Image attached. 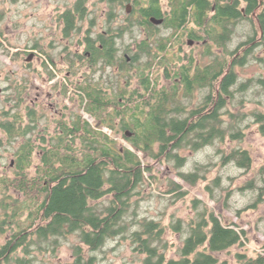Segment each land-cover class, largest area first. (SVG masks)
I'll return each instance as SVG.
<instances>
[{
    "label": "trees",
    "instance_id": "trees-1",
    "mask_svg": "<svg viewBox=\"0 0 264 264\" xmlns=\"http://www.w3.org/2000/svg\"><path fill=\"white\" fill-rule=\"evenodd\" d=\"M171 1L174 10L170 21L176 27L185 22L201 26V39L210 61L201 65L192 55L170 54L174 58L176 56L175 60L169 56V62L161 61L154 69L163 71L169 85H162L158 77L152 76L154 60L147 62L139 72L141 87L133 93L138 95L137 103L128 100L123 103L121 111L123 125L133 132L131 138H124L128 147L117 146L109 134L90 127L91 139L81 143V157L76 153V145L72 152L67 149L62 152L61 144L46 145V152L32 175L24 170L32 164L35 144L26 140L15 150L16 177H1L0 193L12 186L22 193L23 203L18 208L21 209V217H24L21 222L26 223L27 230L33 228L32 233L36 234L39 246L57 243L60 238L72 234L77 236L80 244L73 245L75 250L85 245L95 251L108 239L118 238L128 240L133 251L143 255L142 264H218L220 260L216 253L235 245L244 246L245 231L238 229L233 222H223L206 202L198 198L192 200L193 217L188 221L176 219L170 224L173 231L182 233L177 257H167L169 243L163 237L165 228L160 221L137 218L136 213H131V197L138 186L145 183L144 173L150 170L149 166L143 165L139 152L152 159L163 156L166 161L174 160L176 168H181L187 157L180 155V150L197 151L214 145L215 141L221 144L228 138L241 139L244 134L242 123L245 115L228 110L227 98L235 100L239 107L244 106L245 96L236 97V94L243 95L253 86V80L239 81L234 71L237 61L230 63L224 55L216 59L211 41L222 45L225 42L217 39L216 20L210 15L211 0ZM248 1L251 5L257 2ZM190 6L194 8L191 10ZM233 14L236 16L237 11ZM225 15L226 12L221 13L220 18ZM218 22L223 24L220 20ZM189 34L195 35L196 32L190 31ZM165 46L166 43H163L161 49ZM140 49L149 54L146 42H142ZM197 91L203 94L199 102L194 106L184 102ZM89 113L101 114L92 110ZM251 115L264 134V113L253 112ZM5 128L11 138L23 133L17 125H5ZM216 153L223 166L232 163L244 170L251 168L252 158L246 149L217 147ZM205 168V164L196 163L189 172L178 169L177 175L184 183L194 185L199 179L206 178L202 174ZM258 173V183L252 179L240 187L255 192L249 207L264 201V164ZM229 179L232 180V177ZM221 182L222 177L217 176L212 180V186L207 188L211 190L214 186L221 189ZM167 188L165 192L174 194L171 198L174 200L186 194L181 185L172 179ZM5 198L0 203L5 211V216L0 219V232L8 222L6 211L10 202ZM18 215L17 211L13 214ZM235 260L237 264H264V251L253 255L238 251ZM221 263L227 264L226 261Z\"/></svg>",
    "mask_w": 264,
    "mask_h": 264
},
{
    "label": "flooded vegetation",
    "instance_id": "flooded-vegetation-1",
    "mask_svg": "<svg viewBox=\"0 0 264 264\" xmlns=\"http://www.w3.org/2000/svg\"><path fill=\"white\" fill-rule=\"evenodd\" d=\"M173 10L171 0H74L66 7L52 9L49 14L40 12V30L50 31L51 39L44 44L45 37L41 35L33 43L24 42L22 47L14 48V61L22 60L20 65L25 72L18 77H7L0 87L8 102V109H4L0 119L3 136L0 142L24 138L23 142L28 140L37 145L35 154L40 160L46 145L61 144L62 152L65 149L72 152L74 145L90 142V127L105 132L109 125L112 128L108 129L109 136L116 143L117 137L112 133L131 138L133 132L123 125L121 111L128 100L137 103L138 95L133 93L141 87L139 72L151 60H154L153 71L172 54L185 56L183 38H189L185 42L189 47H195L202 40L201 26L185 22L176 27L170 21ZM233 11H237L236 16ZM225 12V17L220 18ZM210 15L216 20L217 39L228 44L235 41L238 29L245 32L251 28L249 36L245 34L235 45L231 43L234 48L230 47V63L244 64L251 48L264 49V0H257L253 5L248 0H211ZM190 31L196 34L190 35ZM125 32H141L144 37L140 40L133 37L123 48L117 47ZM79 33L81 37L74 42ZM219 35L224 36L218 38ZM142 42L149 45V54L141 51ZM163 43L166 48L162 50ZM211 43L212 47L224 51L225 44L215 40ZM213 53L218 59L219 54ZM152 76L155 77L154 71ZM164 78L169 85V79ZM91 110L101 114L91 115ZM5 125L20 126L23 135L11 138ZM22 203L10 202L11 212L7 208L8 222L0 232L3 238L0 264H34L31 246L37 244V236L32 233L33 228L27 230L21 226L22 217L13 216L16 211L21 213L18 208ZM41 245L38 247L41 253L57 251V243L47 248ZM84 247L87 252H94L85 245L77 250L73 248L68 264H91L93 258L86 254ZM41 261L40 264H49L44 258Z\"/></svg>",
    "mask_w": 264,
    "mask_h": 264
},
{
    "label": "rangeland",
    "instance_id": "rangeland-1",
    "mask_svg": "<svg viewBox=\"0 0 264 264\" xmlns=\"http://www.w3.org/2000/svg\"><path fill=\"white\" fill-rule=\"evenodd\" d=\"M71 1L74 0H0V87H3L7 77L13 75L18 77L22 75V72H25L23 67H21L22 60L20 61L21 65L19 62L14 61L13 53H15V47H22L21 44L24 42L33 43L34 39L41 35L45 37V40L42 39L44 44L51 39L50 31L40 30L41 23L38 20L40 12L44 11L49 14L52 9L66 7ZM103 6L100 5V7ZM250 33L251 28L245 32L238 29L235 41L230 42V44L225 43L223 52L214 47L212 49L220 56L224 55L225 59H228V62H230L232 55L228 52L231 51V48H234L237 41L244 38L245 34L249 36ZM81 35L82 33L76 35L74 42ZM133 37L140 40L144 37V34L141 32H125L117 42V47L123 48L131 42ZM8 39L12 44H9ZM188 39V37L183 38L184 46L182 51L195 57L196 61L201 65L210 61V55L206 54V47L203 46L204 42L201 40V42L194 44L195 47H189L185 45ZM231 43L235 44L232 45ZM10 57H12L11 61ZM171 58L175 60L173 56ZM146 60L147 58L144 59V61ZM165 62H169L168 59ZM153 71L154 76L159 78L162 85L167 84L161 69ZM234 71L239 81L253 80V86L245 91L243 95L236 94V97L245 96L244 106L239 107L236 105L235 100L227 98L226 108L228 110L245 115L242 123L244 134L241 139L231 140L228 138L221 144L215 141L214 145L203 147L197 151L190 149L180 150V155L187 157L181 168H176L174 160L166 161L163 156H160L158 159H152L140 152L138 153L143 165L145 167L149 166L150 170L144 173L145 183L138 186L137 192L131 197V213H136L137 218H153L163 224L165 228L163 237L169 243L167 257H177L176 250L181 245L182 239V233L173 231L170 224L172 221H176V219L188 221L194 216L195 211L193 210L192 202L194 198L206 202L208 207L223 222H233L238 229L245 231L246 240L244 241V246L235 245L226 251L216 253V256L220 260L218 264H222L221 261H226L227 264H237L235 253L238 251H246L249 255L264 251V201L254 207H249L253 202L255 192L251 189H240V187L252 179L256 180L257 183L259 182L258 170L264 164V134L261 133L259 124L254 122V117L251 115L253 112L264 113L263 47L251 48L247 53L245 63L234 66ZM26 72L32 73V70H27ZM202 95L201 91H197L193 97L186 98L184 102L189 103L190 106H194L195 103L199 102ZM7 103L4 93H0V119L3 117L4 109H8ZM226 119L229 121V117H226ZM105 132L109 134L110 130L106 129ZM111 135L117 137V146H129L120 135L113 133ZM0 137H3L2 134H0ZM23 140L24 138L19 137L15 141L10 140L8 143L0 142V178L4 176L9 178L16 177L14 152L23 143ZM36 147L37 145L35 144V150ZM217 147L220 149L236 147L246 149L252 158L251 168L244 170L232 163L224 166L221 165L220 156L216 153ZM75 148L77 155L81 157V144L76 145ZM35 150L32 164L28 169L24 170L29 175L34 174L36 166L39 164ZM196 163L206 165V168L202 171V174H205L206 178L199 179L194 185L184 183L177 175L178 169L189 172L194 169ZM217 176L222 177V188L213 186V189H208L207 187L212 186V180ZM229 177H232V180ZM171 179L181 185V190L186 191V194L178 200L171 199L174 194H167L165 192ZM4 196H6L5 200L7 199V202L22 201L24 199L22 193L17 191L14 186L7 189L4 193H0V203ZM9 205L12 206V204ZM8 209L11 212V208ZM4 216L5 211L0 207V219ZM18 217H21V213ZM19 223L21 226H26L24 221H19ZM0 242H3V238H0ZM78 243L77 236L72 234L60 238L57 242V251L55 253H41L40 249H38L39 245L34 244L31 246L32 251H34L31 257L32 259L35 258L34 264H40L42 258L49 264H68L72 260L73 245ZM41 247H51V243H43ZM85 251L87 255L89 254L90 257H93L91 264H142L141 258L143 255H137L128 240H120L118 238L113 240L108 239L100 249L94 252H87L85 248Z\"/></svg>",
    "mask_w": 264,
    "mask_h": 264
},
{
    "label": "water",
    "instance_id": "water-1",
    "mask_svg": "<svg viewBox=\"0 0 264 264\" xmlns=\"http://www.w3.org/2000/svg\"><path fill=\"white\" fill-rule=\"evenodd\" d=\"M12 164V163H11Z\"/></svg>",
    "mask_w": 264,
    "mask_h": 264
}]
</instances>
